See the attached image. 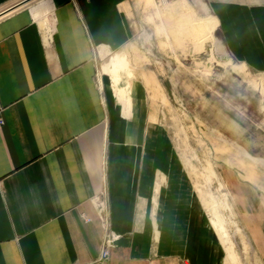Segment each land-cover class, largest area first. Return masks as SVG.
<instances>
[{"label": "crops", "instance_id": "obj_1", "mask_svg": "<svg viewBox=\"0 0 264 264\" xmlns=\"http://www.w3.org/2000/svg\"><path fill=\"white\" fill-rule=\"evenodd\" d=\"M45 1L0 0V264H100L107 234L115 241L102 264H224L144 96L147 84L155 96L153 75L120 70L114 90L98 79L149 0H50L49 13ZM189 2L264 84V0ZM235 205L264 264V201Z\"/></svg>", "mask_w": 264, "mask_h": 264}, {"label": "rangeland", "instance_id": "obj_2", "mask_svg": "<svg viewBox=\"0 0 264 264\" xmlns=\"http://www.w3.org/2000/svg\"><path fill=\"white\" fill-rule=\"evenodd\" d=\"M45 2L49 13L50 0ZM143 5L144 12L133 18L132 42L99 61L98 79H109L114 90L120 70L153 75L155 96L149 84L144 96L157 106L158 123L190 176L201 222L223 244L224 264H260L235 203L251 194L264 201L261 74L218 43L217 32L207 28L197 4L149 0ZM40 16L45 19L43 12ZM116 95L124 105L129 103L126 95Z\"/></svg>", "mask_w": 264, "mask_h": 264}, {"label": "built area", "instance_id": "obj_3", "mask_svg": "<svg viewBox=\"0 0 264 264\" xmlns=\"http://www.w3.org/2000/svg\"><path fill=\"white\" fill-rule=\"evenodd\" d=\"M156 2H177L180 0H155ZM4 111H5V106L1 102L0 98V129L5 125V117H4ZM115 238L107 234L105 237L104 243H103V248L99 257V263L102 264L106 262V260L109 258L111 248L114 245Z\"/></svg>", "mask_w": 264, "mask_h": 264}, {"label": "bare ground", "instance_id": "obj_4", "mask_svg": "<svg viewBox=\"0 0 264 264\" xmlns=\"http://www.w3.org/2000/svg\"><path fill=\"white\" fill-rule=\"evenodd\" d=\"M36 1H39V0H36ZM35 0H31V3L30 4H32V2L34 3V2H36ZM178 2V1H177ZM29 5V4H28Z\"/></svg>", "mask_w": 264, "mask_h": 264}]
</instances>
